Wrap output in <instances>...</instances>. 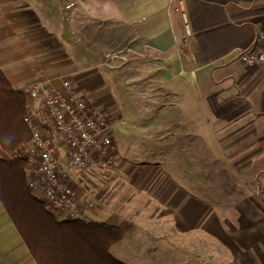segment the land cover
<instances>
[{"label": "crops", "instance_id": "obj_1", "mask_svg": "<svg viewBox=\"0 0 264 264\" xmlns=\"http://www.w3.org/2000/svg\"><path fill=\"white\" fill-rule=\"evenodd\" d=\"M263 24L264 0H0V68L16 87L71 76L79 93H92L121 119L114 82L100 73L110 70L96 62L122 42L148 44L163 73L155 96L160 113L149 128L172 154L162 147L163 160L139 163L119 150L116 130L121 168L73 177L82 216L119 226L131 247L182 243L192 233L211 257L219 249L225 264H242L259 243L264 256V67L240 58ZM178 79L191 90L194 116L167 114L179 88L184 94ZM183 119L203 124L193 128L196 139L177 126ZM187 151L196 153L191 162L183 159ZM136 217L153 226L142 228ZM0 264H38L1 200Z\"/></svg>", "mask_w": 264, "mask_h": 264}, {"label": "built area", "instance_id": "obj_2", "mask_svg": "<svg viewBox=\"0 0 264 264\" xmlns=\"http://www.w3.org/2000/svg\"><path fill=\"white\" fill-rule=\"evenodd\" d=\"M181 16L182 39L186 42L190 35L189 18L185 10ZM149 54L148 44L135 46L126 42L112 48L103 63L113 70L137 57L147 58ZM240 58L245 63L264 67V24L257 33L255 45L242 49ZM18 88L26 95L24 122L30 136L7 157L28 160V186L55 215L66 219L81 217L73 177L89 169L121 168L116 141L119 116L102 107L92 93H79L69 76ZM88 205H93V201Z\"/></svg>", "mask_w": 264, "mask_h": 264}, {"label": "trees", "instance_id": "obj_3", "mask_svg": "<svg viewBox=\"0 0 264 264\" xmlns=\"http://www.w3.org/2000/svg\"><path fill=\"white\" fill-rule=\"evenodd\" d=\"M26 95L0 68V200L38 264H127L112 246L124 237L112 223L55 215L27 183V161L8 158L29 139Z\"/></svg>", "mask_w": 264, "mask_h": 264}, {"label": "rangeland", "instance_id": "obj_4", "mask_svg": "<svg viewBox=\"0 0 264 264\" xmlns=\"http://www.w3.org/2000/svg\"><path fill=\"white\" fill-rule=\"evenodd\" d=\"M90 43L93 44L94 41H91ZM98 43L103 44L104 42L98 41ZM123 43L126 42H122L118 45H122ZM130 43L134 45L133 42ZM101 48H104V45ZM152 55L153 54H151V56ZM106 57L107 55L96 62L97 67H100L103 70L108 69L103 63ZM156 62V59L150 60L149 57H137L113 70L107 72L106 70L100 71L105 83L112 85L114 82V85L111 86V92L114 94L116 106L123 115L120 116L121 119H119L118 123L120 125L118 126L119 128L116 129L117 133L119 129L118 148L126 154L127 157L133 158L139 163L160 162L163 160L165 158L164 155L162 157L164 152H160V148L162 147H164L165 152L169 151V154H172L170 145L157 138L154 139V137L151 136V130L149 128V123L153 122L152 118L155 114L160 113V111H157L159 109V100L155 96L160 90V78L163 76V73L159 67L156 68L158 66ZM118 69L123 70L120 71V73H117L115 70ZM69 77L72 79L71 76ZM176 83H178L179 87L181 86L183 88L184 94H180L181 89L179 88L180 93L175 96V102L166 106L167 114H174L175 116L178 114L179 117L181 114H184L185 117L194 116L197 105L192 100V93L188 84H183L181 79L176 80ZM151 94L153 96L149 99L148 95ZM152 99L157 100L152 103L149 102ZM110 111L116 113L115 109H110ZM186 119L185 121L184 119L179 121L177 126L185 127V131L190 133L189 137L186 136V138L196 139V136L192 134L194 132L193 128H197V126L202 128L203 124L198 121V119H189L190 121H186ZM165 147H167V150ZM5 155L8 156L9 154ZM194 155H196V153L187 151L184 153L183 159L191 162ZM26 161L27 174L28 160ZM89 171H96V169H89ZM204 171L207 172L208 167H206ZM168 172L173 174V170ZM207 174L208 173H206V175ZM174 176H176L175 173ZM73 186L76 189V185L73 184ZM186 188L191 190V184H186ZM135 221L142 228L153 226L152 222L149 223L148 221H145L143 217H136ZM121 240L115 243L113 251L117 255L127 258L130 264H164L163 261L167 256H169V259H172L170 264H225L224 255L219 252V249H216V254L211 257L208 251V244L205 243L204 240L198 242L197 237L196 239H193L192 233L185 234L182 243L175 240V242H169L168 246L166 244L161 246L158 241L154 242V246L152 245V242L147 241L143 242L142 246L141 243H139L140 245L131 247L130 242H123ZM259 245L260 247L257 248ZM259 245L251 246L248 249L247 261L245 262V256L243 255L242 264H264V256L262 255L263 247L261 243H259Z\"/></svg>", "mask_w": 264, "mask_h": 264}]
</instances>
